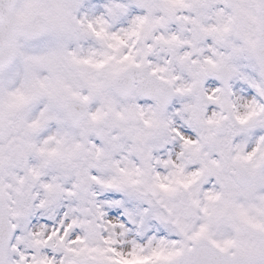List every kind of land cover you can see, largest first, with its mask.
<instances>
[{"label":"snow or ice","instance_id":"obj_1","mask_svg":"<svg viewBox=\"0 0 264 264\" xmlns=\"http://www.w3.org/2000/svg\"><path fill=\"white\" fill-rule=\"evenodd\" d=\"M0 264H264V0H0Z\"/></svg>","mask_w":264,"mask_h":264}]
</instances>
